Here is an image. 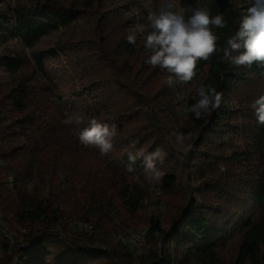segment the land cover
Returning <instances> with one entry per match:
<instances>
[{
	"label": "trees",
	"instance_id": "obj_1",
	"mask_svg": "<svg viewBox=\"0 0 264 264\" xmlns=\"http://www.w3.org/2000/svg\"><path fill=\"white\" fill-rule=\"evenodd\" d=\"M179 2L186 10L205 6L213 16L222 14L225 21L224 28L213 29L219 38L217 52L198 62L185 100L167 87V74L162 69L145 63L148 52L143 41L130 44L122 19L104 20L105 14H100L93 0H18L13 16L0 11V36L12 35L29 48L78 20L87 23L71 36L64 49H59L58 43L34 51L35 64L45 81L0 82V264H173L170 255L148 250L155 236L170 238L175 251L184 256L194 252L200 254L202 262L214 261L231 235L237 247L234 264H264V153L260 148L264 125L255 117L257 132H250L245 138L246 150L239 152L242 136L237 110L227 104L235 100L239 106L250 107L264 94V66H236L222 60L220 49L240 22L228 0ZM107 11L115 8L110 6ZM67 50L73 53L69 66L78 72L83 83L80 88L87 93H65L55 84L60 74L51 71L60 72V60L67 56ZM243 50L242 46L232 54ZM250 81V89L241 93ZM200 83L211 85L222 96L218 109L196 119L189 108L198 99L195 87ZM54 89L70 100L67 115L72 119L74 135L66 133L64 144L48 140L33 168L34 139L28 134L21 138L16 124L25 116L41 133L57 131L50 99ZM77 118H82L80 123ZM91 118L116 127L113 147L107 154L79 141V132ZM173 133H190L191 137L179 144ZM158 149L163 154V163L157 162L159 176L146 179L143 157ZM130 153L136 157L133 171L128 170ZM58 154L75 169L69 178L83 191L85 201L92 198L87 186L113 169L127 184L124 204L128 212L134 214L142 208L152 185L158 187L160 199L167 204L177 193L179 172L186 175L194 167L201 199L189 194L186 197L181 191L184 205L173 213L167 229L155 214L144 218L136 230L146 229L147 249L135 257L114 240L104 226L107 220L96 214L88 218L77 200L61 187L54 164ZM242 163L247 166L239 168ZM243 169L251 179L248 189L250 180L245 184L240 178ZM33 173L48 174L47 196L27 190L26 182ZM74 218L91 223L99 231L94 234L72 228L68 222Z\"/></svg>",
	"mask_w": 264,
	"mask_h": 264
},
{
	"label": "rangeland",
	"instance_id": "obj_2",
	"mask_svg": "<svg viewBox=\"0 0 264 264\" xmlns=\"http://www.w3.org/2000/svg\"><path fill=\"white\" fill-rule=\"evenodd\" d=\"M17 1L18 0H0V11L6 14L8 17L13 16V10L16 7ZM63 1H68V3H70L72 0ZM82 1L85 2L87 0ZM93 1L95 3L94 5H98L100 7V14H105V16L102 17L104 20L107 19L111 22H116L119 18H121L124 22V30H127L128 34L130 31H134L137 25L146 24L148 14L150 12L156 11L160 7L161 3V0ZM173 2L176 5L177 11H180L185 15L187 14V10L181 6L179 0H173ZM228 2L241 20L242 16L246 14L247 8L251 6L252 0H228ZM101 5H104V7ZM110 6L111 9L115 8V11H107ZM86 25L87 23L84 19L78 20L68 28H62L56 34L42 39L32 48L26 47L12 35H8L6 37L0 36V82L10 85L19 81H26L27 79H38L45 81L44 76L41 74L35 64L33 56L34 51L42 50L53 45L56 47L58 43L60 45H58L60 47L59 49H64V47L68 45V41H70L71 36L77 35ZM140 41L142 40L140 39L139 33H137V42ZM62 45L63 47H61ZM66 53L67 56H62L60 60V72H56L57 70L51 71L55 75L60 74L57 77L55 84L58 83L57 85L62 86L65 93H87V91H84L80 88L83 85L80 75L77 74L78 72L75 71V68L69 66L70 58L73 57V53L71 54V52L68 50ZM163 71L167 74V76L169 75L165 70ZM65 78H67L68 81H66ZM182 85H184V87H182ZM251 85L252 81L249 82L247 88L245 86L241 89V93L249 90ZM167 87L169 86L167 85ZM171 88L176 91L181 99L185 100L186 97H188V88L190 89V85H188V83H177ZM59 92L60 90L58 91L54 89L53 95L50 98L56 111V125L58 126L57 131L50 133V135L41 133L33 125L31 119L25 116H22L21 120L16 124V128L20 131L21 138H23L24 134H28L34 139V155L30 160L33 168L39 163V150L43 148L48 140L64 144L66 142V133H71L74 135L73 123H62L64 119L68 118L67 104L70 100L68 101L65 96H61ZM227 104L232 109L237 110L236 115L238 117L239 131H241L242 136L237 150L241 152L247 148L245 138L248 137L251 131L257 132L254 126L256 116L249 106H239L235 100L229 101ZM181 110H179V112H181ZM260 148L264 153V134ZM54 164L56 167L55 173L61 181V187L68 195L77 200L75 203L80 207V210L84 211V214L88 218H95L94 215L96 214L98 217L103 218L105 222L107 220L108 223H106L104 226L110 229V232L116 241L119 239L120 234H123L127 231H136V229L142 225L143 219H147L152 214H155L160 218L163 228H169L173 213L184 205V195L181 191L185 193L186 197L189 194L190 197L196 198V200L201 199L202 193L198 188V171L196 170L197 168L194 167L191 168L189 172L186 173V175H183L181 172H179V177L181 179H179L180 182H178L177 185V193L171 202L167 204L164 203L159 197L160 194L156 193L150 188L147 189V199L141 203L142 208L136 213L132 214L127 211L128 207L124 204V200H126L127 197V192L125 190L127 184L123 182V177H121V175L115 170L109 169L105 175L95 180V184H89L87 186L92 198L91 201H85V194L83 191L80 189L77 190L72 185V182L69 178V172L75 171L73 166L66 163L60 154L57 155V159L54 161ZM244 164L242 163L239 165V168L244 167L246 165ZM244 172L245 169H243L240 178L245 181V184L250 180V182L246 184L248 189L251 179L249 176H246ZM47 176V173L43 174L42 176H39L38 173H33L30 179H28L26 182V188L29 193L47 196L49 185ZM183 180H185V190H183L184 188L181 186V183L184 182ZM131 189H133L132 186L130 187V190ZM243 204L246 203L243 202ZM108 218L111 220L110 223ZM78 220L83 221L81 219L74 218L72 221L68 222L69 226L73 228L74 222ZM98 221L102 223L103 220L99 219ZM233 233L234 232L231 234ZM155 238L156 239H152L153 243L151 246H149L148 250L153 248L162 256L165 254L170 255L173 264H234V260L236 258L237 247L234 243L235 239H233V235L229 236L227 244L220 248L214 261L206 260L204 262L200 260V254L191 252L190 254L188 253L184 256L183 254L176 252L173 242L170 238H164L162 236H155ZM261 247L264 249V244ZM146 249L147 246L142 250V252ZM142 252L135 255V253L131 251L135 257L141 255Z\"/></svg>",
	"mask_w": 264,
	"mask_h": 264
},
{
	"label": "clouds",
	"instance_id": "obj_3",
	"mask_svg": "<svg viewBox=\"0 0 264 264\" xmlns=\"http://www.w3.org/2000/svg\"><path fill=\"white\" fill-rule=\"evenodd\" d=\"M187 11L190 15L186 16L176 10L173 0H161L160 7L148 14L147 23L137 25L126 37L130 44H136L139 33L143 47L148 52L145 63L165 70L169 74L165 81L169 87L194 80L198 62L208 60L217 52L219 38L213 29L225 27L222 14L213 16L205 6H190ZM242 46V52L232 54ZM220 51L224 62L236 66H264V0H252L251 6L239 22L238 30L227 38L226 46ZM195 92L198 99L189 111L196 119L219 108L222 94L214 87L200 83L195 87ZM250 107L257 122L264 125V94L256 97ZM81 120L82 118H77L76 122L80 123ZM62 123L71 124L72 119L66 118ZM115 135V125L110 127L107 123L91 118L88 126L79 132V141L85 146L99 148L101 154H107L113 147ZM173 135L179 144L191 137L190 133ZM129 160L128 170L133 171L132 165L136 157L130 153ZM157 162L163 163V154L159 149L143 157L146 179L159 176Z\"/></svg>",
	"mask_w": 264,
	"mask_h": 264
},
{
	"label": "built area",
	"instance_id": "obj_4",
	"mask_svg": "<svg viewBox=\"0 0 264 264\" xmlns=\"http://www.w3.org/2000/svg\"><path fill=\"white\" fill-rule=\"evenodd\" d=\"M8 180H12V177L10 175L8 176ZM151 189L156 193L160 192L158 187H156L155 185H152ZM73 228L78 230L91 231L94 234L99 231V228L95 227L91 223L79 220L74 222ZM118 240L128 249L133 251L135 255L139 254L146 247V229L144 228L136 231H127L123 234H120Z\"/></svg>",
	"mask_w": 264,
	"mask_h": 264
}]
</instances>
